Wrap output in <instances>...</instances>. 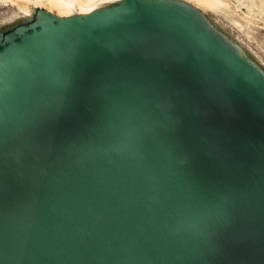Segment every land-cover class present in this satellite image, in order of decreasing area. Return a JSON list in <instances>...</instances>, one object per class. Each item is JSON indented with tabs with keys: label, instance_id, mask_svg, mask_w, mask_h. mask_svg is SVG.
Here are the masks:
<instances>
[{
	"label": "water",
	"instance_id": "water-1",
	"mask_svg": "<svg viewBox=\"0 0 264 264\" xmlns=\"http://www.w3.org/2000/svg\"><path fill=\"white\" fill-rule=\"evenodd\" d=\"M17 3L0 264H264V57L229 12Z\"/></svg>",
	"mask_w": 264,
	"mask_h": 264
},
{
	"label": "rangeland",
	"instance_id": "rangeland-1",
	"mask_svg": "<svg viewBox=\"0 0 264 264\" xmlns=\"http://www.w3.org/2000/svg\"><path fill=\"white\" fill-rule=\"evenodd\" d=\"M18 1L19 0H14L13 2L15 4H12L13 3L12 0H5V1L0 0V27H2L6 22H8L12 18V16H14L18 12V3H17ZM20 1H23V0H20ZM238 1L239 0H236V1L235 0H227L226 1L227 4L228 5L230 4L229 7L227 8V10L230 9V11H228V12H230L229 13L230 16L233 15L232 17H234V19L240 21V24L243 25L240 28H243V30H244L243 32L248 37V39L250 40V42L253 46L252 48H254V50L256 52H258L259 54H261L264 57V21L262 20V19H264V3L261 0H255L256 4H257L255 6L256 7L258 6V8H257L258 10L256 9L255 6H253L252 7V13H251V11L246 9V7H245L246 3L244 4L245 1L247 2V0H245V1L240 0L239 3H238ZM237 5H239V11L236 8ZM241 9H243L244 11ZM228 12H227V14H228ZM250 14H251L252 19H250ZM248 16H249V19L246 18ZM261 17H263V18L261 19ZM249 20L253 24L250 23Z\"/></svg>",
	"mask_w": 264,
	"mask_h": 264
},
{
	"label": "bare ground",
	"instance_id": "bare-ground-1",
	"mask_svg": "<svg viewBox=\"0 0 264 264\" xmlns=\"http://www.w3.org/2000/svg\"><path fill=\"white\" fill-rule=\"evenodd\" d=\"M5 1V0H3ZM26 1L30 4H38V5H42L45 4L47 9L49 10H55L57 13L59 14H64V15H68L72 10H74L75 8L80 9V13L82 14H86L89 13L93 10V6L101 0H23ZM196 3L202 5L203 7H207L210 9H214V10H225V11H230L227 10V8L229 7V5L227 4V0H194ZM236 1V0H235ZM240 1V0H239ZM238 1V3H239ZM245 1V0H244ZM264 3V0H261ZM246 3V4H245ZM245 7L247 10L251 11L252 13V7L257 5L255 0H247V2H244ZM240 5V4H239ZM239 5L236 6L237 10L239 11ZM261 5V4H260ZM256 7V6H255ZM258 8V6L256 7V9ZM254 9V8H253ZM255 9V10H256ZM243 10V9H241ZM258 10V9H257ZM244 11V10H243ZM262 11V10H261ZM241 12V11H240ZM257 12V11H256ZM230 13V12H229ZM257 14V13H256ZM233 16V15H232ZM239 16V15H238ZM243 16V15H242ZM241 16V17H242ZM255 16V15H254ZM232 18V17H231ZM244 18V17H243ZM249 19V16L246 17ZM245 18V19H246ZM263 17H261L262 19ZM250 19L251 18V14H250ZM232 20L234 21V23L236 25H238L239 27H242L243 25L240 24V21L234 19V17L232 18ZM260 20V19H259ZM264 21V19H262ZM247 21V20H246ZM250 22V20H249ZM256 22V21H255ZM252 23V22H250ZM253 24V23H252ZM249 25V24H248ZM251 28V27H250ZM252 39V38H251Z\"/></svg>",
	"mask_w": 264,
	"mask_h": 264
}]
</instances>
